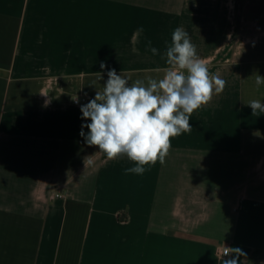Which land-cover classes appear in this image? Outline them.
I'll list each match as a JSON object with an SVG mask.
<instances>
[{
	"label": "crops",
	"instance_id": "crops-1",
	"mask_svg": "<svg viewBox=\"0 0 264 264\" xmlns=\"http://www.w3.org/2000/svg\"><path fill=\"white\" fill-rule=\"evenodd\" d=\"M176 27L226 86L163 165L126 173L135 162L86 144L72 100L109 69L163 78ZM257 72L264 0H0V264H223L235 249L264 264Z\"/></svg>",
	"mask_w": 264,
	"mask_h": 264
},
{
	"label": "clouds",
	"instance_id": "clouds-1",
	"mask_svg": "<svg viewBox=\"0 0 264 264\" xmlns=\"http://www.w3.org/2000/svg\"><path fill=\"white\" fill-rule=\"evenodd\" d=\"M147 43V51L153 56L160 55L158 48L151 47L150 40ZM162 58H166L169 66L163 78L146 76L130 83V78L109 69L103 88L80 105L81 119L90 121L81 126L80 135L86 144L97 147L108 160L126 156L135 162L136 166L125 169L126 173L142 175L146 171L143 165H154L157 160L163 165L172 147L171 138L191 131L189 121L194 110L207 104L213 92L222 93L226 86L225 80L209 73L189 33L182 27L171 33V44ZM100 67L103 70L106 66ZM255 84L258 88L264 85V76L258 72ZM90 85L96 87V81ZM245 104L252 109L253 116L264 113L260 100ZM235 250L236 254L224 259L223 264H238L239 255L244 253Z\"/></svg>",
	"mask_w": 264,
	"mask_h": 264
},
{
	"label": "built area",
	"instance_id": "built-area-1",
	"mask_svg": "<svg viewBox=\"0 0 264 264\" xmlns=\"http://www.w3.org/2000/svg\"><path fill=\"white\" fill-rule=\"evenodd\" d=\"M77 99H78V102H77ZM89 100H90V98L88 96H86V95H79V96H75L73 98L72 103L75 106H80L82 104H86ZM225 253H227L228 255L230 254L229 248L223 249L222 255L225 256Z\"/></svg>",
	"mask_w": 264,
	"mask_h": 264
}]
</instances>
